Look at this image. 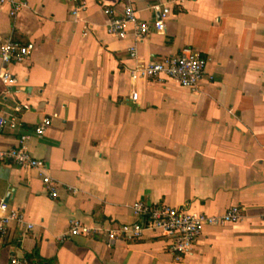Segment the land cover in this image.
I'll use <instances>...</instances> for the list:
<instances>
[{
    "label": "crops",
    "instance_id": "0c3cea01",
    "mask_svg": "<svg viewBox=\"0 0 264 264\" xmlns=\"http://www.w3.org/2000/svg\"><path fill=\"white\" fill-rule=\"evenodd\" d=\"M26 1L16 18L0 4V35L34 46L12 69L17 84L0 85V114L20 125L1 135L0 151L26 136L59 198L37 171L0 162V204L11 195L10 210L26 221L0 241V264H264V0ZM128 3L143 22L160 18L154 7L170 8L166 30L137 41L129 24L126 38L110 35L104 9ZM184 49L208 60L196 91L132 81L138 62ZM45 119L52 126L38 136ZM138 201L210 216L239 206L244 217L207 227L177 263L157 235L108 240L107 230L136 221ZM73 221L91 235L71 236Z\"/></svg>",
    "mask_w": 264,
    "mask_h": 264
},
{
    "label": "built area",
    "instance_id": "2783aa9c",
    "mask_svg": "<svg viewBox=\"0 0 264 264\" xmlns=\"http://www.w3.org/2000/svg\"><path fill=\"white\" fill-rule=\"evenodd\" d=\"M75 3L78 0H73ZM169 2V0H167ZM1 5L11 7L10 15L16 18L22 9L27 7L26 0H0ZM163 7V8H162ZM83 8V7H82ZM78 8L73 14L78 15ZM154 10L160 14L155 22H143L137 17L134 7L128 3L122 13H116L113 8H105L104 13L109 18L108 33L124 39L128 36L127 25H133V35L137 41H143L152 32L163 33L166 30L165 22L171 14V9L165 6H156ZM85 36L87 33L84 34ZM32 44H23L15 39L14 35H0V85L13 87L17 79L12 69L29 60L33 54ZM131 59L137 61L138 53L131 49ZM208 60L200 53L191 49H184L179 55L166 57L148 63L138 62L131 70V79L140 81H167L176 82L181 88L196 91L206 76ZM139 94L133 92L132 101H138ZM52 121L45 119L36 128L35 133L43 136L51 128ZM20 125L16 117H6L0 114V137L9 129L17 131ZM27 137L23 136L20 145L7 151H0V162H11L21 168L37 171L47 187L50 197L59 198L58 183L49 174L46 162L35 158L26 146ZM136 219L134 223L123 224L117 228L107 230L110 243L117 240L135 243L148 235H157L167 243L169 253L175 262L183 261L191 255L195 245L203 236L207 227H225L238 224L243 220V211L239 206L232 207L224 215L210 216L205 213H196L186 208H178L167 203L148 204L138 201L132 206ZM12 224L20 227L26 225L21 211L10 210L5 201L0 204V241L7 236ZM28 230L33 228L27 225ZM92 229L80 221L71 223V236H89ZM11 264H30L25 258L13 257Z\"/></svg>",
    "mask_w": 264,
    "mask_h": 264
},
{
    "label": "water",
    "instance_id": "95a60500",
    "mask_svg": "<svg viewBox=\"0 0 264 264\" xmlns=\"http://www.w3.org/2000/svg\"><path fill=\"white\" fill-rule=\"evenodd\" d=\"M11 195H8V197L5 200V203L9 204V199H10Z\"/></svg>",
    "mask_w": 264,
    "mask_h": 264
}]
</instances>
